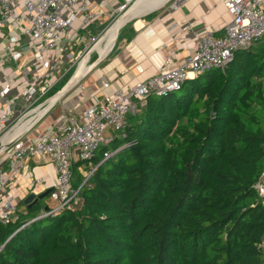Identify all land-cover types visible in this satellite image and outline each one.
<instances>
[{"label": "trees", "instance_id": "16d2710c", "mask_svg": "<svg viewBox=\"0 0 264 264\" xmlns=\"http://www.w3.org/2000/svg\"><path fill=\"white\" fill-rule=\"evenodd\" d=\"M125 134L73 165L74 209L21 230L50 207L19 204L22 222L0 226V264H263L264 45L150 96Z\"/></svg>", "mask_w": 264, "mask_h": 264}, {"label": "built area", "instance_id": "2783aa9c", "mask_svg": "<svg viewBox=\"0 0 264 264\" xmlns=\"http://www.w3.org/2000/svg\"><path fill=\"white\" fill-rule=\"evenodd\" d=\"M138 1L141 0H123L118 14ZM106 5L105 3L103 8ZM224 7L233 19L225 26L223 35L219 38L211 33L200 36L195 55L188 58L181 67L169 68L171 59L168 58L153 77L131 90L119 89L111 96L97 99L84 112L80 122H68L57 131L44 133L35 142L20 140L7 150L0 157L7 165V168L0 165V226L22 222L23 213L11 189L21 178L27 176L28 167L31 166L33 159H45L53 166L55 180L51 186L45 187L44 179H36L32 186L33 188L44 186V192L51 190L49 200L55 207L49 206L50 210L46 208L39 217L23 224L21 230L40 219L76 207L79 190L73 188V165L90 162L101 147L112 146L119 140H124L128 118L136 113L138 105L144 107L150 96L163 97L180 92L189 82L190 75L199 78L212 71L224 70L237 52L251 51L257 46L264 45V0H224ZM99 16V12L90 11L85 0H0V35L3 31H9L18 41L19 39L29 41V44L21 45L12 53L11 61L15 63L21 61L24 54L31 52L34 46L39 55L53 53L59 49L61 36L70 34L78 20L85 27H90ZM88 50L89 48L84 52L67 55L70 70L82 64L80 59ZM91 52L90 49L88 55ZM60 81L61 78L58 82ZM58 82L50 85L45 75H35L32 84L23 93L29 109L37 100L52 91ZM41 84L44 86H40ZM10 92L11 86L6 85L0 91V100ZM47 102L37 108L39 112L36 116L45 112L44 105ZM23 118L20 117L15 122L13 111L7 110L3 113L0 117V128L7 126L4 133L7 129L9 131L1 140L11 133L24 120ZM119 150L106 153L98 166L114 158ZM96 169L97 167L92 170L90 177ZM254 191L258 198L264 201V168L254 185ZM261 248L264 251V242Z\"/></svg>", "mask_w": 264, "mask_h": 264}, {"label": "crops", "instance_id": "0c3cea01", "mask_svg": "<svg viewBox=\"0 0 264 264\" xmlns=\"http://www.w3.org/2000/svg\"><path fill=\"white\" fill-rule=\"evenodd\" d=\"M85 1L91 12L100 13L98 20L90 27H85L78 20L70 34L61 36L59 49L49 55H39L34 46L31 52L24 54L21 61L13 63L12 53L21 45L29 44V41H18L9 31L1 33L0 91L10 85L11 92L0 100V117L7 110H11L15 113L16 122L30 112V106L23 93L32 84L35 75H45L50 85H54L61 78L52 89V96L58 93L70 80L69 75L73 70H70L67 55L84 52L96 37L105 34L123 3V0ZM151 2L154 1H140L132 9L140 10ZM105 3L107 5L103 8ZM162 6L131 18L117 30L111 46L115 43L116 45L108 57L57 103L45 110L39 123L22 140L35 142L44 133L57 131L68 122H80L84 112L97 99L111 96L119 89L131 90L153 77L168 58L171 59L169 68L181 67L188 58L195 55L200 36L211 33L217 38L221 37L225 26L233 19L224 7V0H172L168 5ZM194 79L196 77L190 75L189 81ZM35 117L26 119L28 121L23 122L13 132L29 128ZM6 128L7 126L0 128V137ZM1 164L7 168L3 159H0ZM54 178L51 163L42 158H35L28 167L27 176L21 178L11 191L15 194L18 204L24 203L31 194L39 196L45 193V187L51 186ZM36 179H44L45 187L33 188L32 184ZM20 209L25 208L22 205Z\"/></svg>", "mask_w": 264, "mask_h": 264}, {"label": "water", "instance_id": "95a60500", "mask_svg": "<svg viewBox=\"0 0 264 264\" xmlns=\"http://www.w3.org/2000/svg\"><path fill=\"white\" fill-rule=\"evenodd\" d=\"M140 1L136 2L133 7L139 3ZM132 7V8H133ZM130 10H128L129 12ZM128 12L125 14L127 15ZM124 15V16H125ZM131 19H129L128 21H130ZM127 21V22H128ZM126 22V23H127ZM120 34V33H119ZM119 37V36H118ZM102 40V39H101ZM100 40V41H101ZM99 41V42H100ZM117 42V41H116ZM116 43L110 47L107 48L105 50V53H103L102 55H98V59L92 64V65H88V63L83 62L75 71V73L73 74V76L71 77V79L68 81V83L58 92L56 93L53 97L50 98V100L47 102L46 105H44V109L47 110L50 107H52L55 103L58 102V100L63 97L65 94H67L69 91H71L76 85H78L81 80L87 76L88 74H90L92 71H94L103 60H105L108 55L111 53V51L113 50V48L115 47ZM93 54V51L90 53V56ZM45 112L40 113L37 117L36 120L34 121V123L31 125V127L29 129H27L26 131H24L23 133L17 134L15 135L8 143L6 144H1L0 145V157L7 151L9 150L11 147H13L17 142H19L20 140H22L41 120V118L44 116ZM51 193V190L46 191L45 193L37 196L36 194H31L25 201V205L29 206L30 208H32L34 205H36L39 202L44 201L45 199L49 198V195Z\"/></svg>", "mask_w": 264, "mask_h": 264}, {"label": "bare ground", "instance_id": "6f19581e", "mask_svg": "<svg viewBox=\"0 0 264 264\" xmlns=\"http://www.w3.org/2000/svg\"><path fill=\"white\" fill-rule=\"evenodd\" d=\"M143 1V0H141ZM154 2H151L147 5H145L143 8H141L140 10H132L130 9V11L128 12L127 15L121 17L120 19H118L116 21V23L112 26V28L106 33V35L103 37V39L97 44V46L94 48L95 53H97L98 55H102L103 53H105V50L107 48L112 47L111 44L113 42L115 33L117 30H120L125 24L126 22L131 19L134 18L135 16H140V15H144L143 13L147 12V10H149L148 12L153 11L155 9L161 8V6L165 3L166 0H153ZM170 1V0H169ZM168 2V1H167ZM166 2V3H167ZM165 3V4H166ZM164 4V5H165ZM163 5V6H164ZM162 6V7H163ZM114 45V44H113ZM90 55L87 56V58L83 61V62H87V60L89 59ZM38 110L36 109L35 111H33L32 113H30L24 120L21 121V123L17 126L19 127L23 122L28 121L26 119H32L33 116H36L38 114ZM33 115V116H32ZM37 117V116H36ZM36 117L32 120V122L30 123V127L31 125L34 123V121L36 120ZM16 127V128H17ZM29 127V128H30ZM15 128V129H16ZM27 128V129H29ZM14 129V130H15ZM27 129L23 130V131H16V132H11L9 134H7L3 139H2V143L6 144L8 143L15 135L23 133L24 131H26Z\"/></svg>", "mask_w": 264, "mask_h": 264}, {"label": "rangeland", "instance_id": "374dc122", "mask_svg": "<svg viewBox=\"0 0 264 264\" xmlns=\"http://www.w3.org/2000/svg\"><path fill=\"white\" fill-rule=\"evenodd\" d=\"M168 1V2H167ZM172 0H166L165 1V5H168L170 2H171ZM175 1V0H174ZM133 7V5L132 6H130L126 11H124V12H122V13H119L118 15H117V17L113 20V22L110 24V26L107 28V30L105 31L106 33L112 28V26L116 23V21L118 20V19H120L121 17H123L127 12H128V10H130L131 8ZM132 10V9H131ZM106 33L105 34H103V35H101V37H96L93 41H92V43H91V45L89 46V50L91 49V51H93V54H92V56H91V59L90 60H88L87 61V63H88V65H92L94 62H95V60H96V58H98V54L97 53H95V51H94V48L97 46V44L99 43V41L101 40V39H103V37L106 35ZM114 49V48H113ZM88 50V51H89ZM88 51H87V53H84L83 55H82V57H81V59H80V63H83V61L86 59V57H87V55H88ZM77 68H78V66H77ZM77 68H75V69H73L71 72H70V75L69 76H73V74L75 73V71L77 70ZM69 79H71V77L69 78ZM69 81V80H68ZM67 81V82H68ZM53 92L54 91H50L49 93H47V95H45L44 97H42V98H40L39 100H37L35 103H34V105L29 109V111H33V110H35V109H37L39 106H41V105H43L44 103H46L48 100H50V96H52V94H53ZM9 131V129H7V131H6V133ZM6 133H3L2 135H1V137H0V139L6 134ZM92 167H90L89 169H87V170H83V171H80V172H83L82 173V176H83V180H81V183L82 184H84V183H86L87 181H88V179L90 178V174H91V172H92ZM49 204V206H51V207H55V204H53V203H51V202H49V198H47V199H45L44 201H42L41 203H40V206L41 207H43V209H45L46 208V206Z\"/></svg>", "mask_w": 264, "mask_h": 264}]
</instances>
